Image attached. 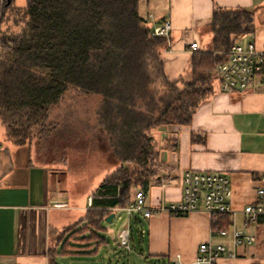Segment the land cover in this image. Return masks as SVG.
Listing matches in <instances>:
<instances>
[{
  "label": "trees",
  "instance_id": "16d2710c",
  "mask_svg": "<svg viewBox=\"0 0 264 264\" xmlns=\"http://www.w3.org/2000/svg\"><path fill=\"white\" fill-rule=\"evenodd\" d=\"M139 2L26 0L16 6L0 0V122L7 138L22 146L43 136L52 108L70 90L98 98V124L121 165L90 195L86 218L96 227L157 174L151 130L187 125L215 90L224 51L253 30L251 10L216 8L208 46L195 50L184 73L168 80L162 57L167 36L152 34ZM224 215L220 225L227 227Z\"/></svg>",
  "mask_w": 264,
  "mask_h": 264
},
{
  "label": "crops",
  "instance_id": "0c3cea01",
  "mask_svg": "<svg viewBox=\"0 0 264 264\" xmlns=\"http://www.w3.org/2000/svg\"><path fill=\"white\" fill-rule=\"evenodd\" d=\"M145 3L150 27L164 19L171 21L167 46L162 50L168 80L176 79L186 70L195 51L190 49L192 42L197 43L196 50L208 46L211 40L208 22L216 8L251 10L253 30L237 41L252 42L264 51V0H145ZM263 107L264 86L226 93L215 84L213 93L194 110L187 125L162 124L151 130L160 166L143 191L144 207L153 212L149 217L138 213L144 218L141 236L146 241L142 242V248L148 255L165 256L166 264L176 256L184 263L194 264L199 244L210 241L223 243L236 252L233 258L221 257L218 264H264V221L258 219L247 227L246 232L254 237L251 243L235 247L230 235L232 223L242 227L245 205L257 201L258 178L264 172ZM23 146L7 138L0 122V264H83L78 261L82 254L89 255L90 263L86 264H102L104 255L99 249L107 245L102 224L105 218L98 227L89 224L86 218L89 207L78 218L83 205L69 204L68 196L60 198L63 193L49 189V172L34 166L31 148L21 159ZM186 169L218 171L228 178L232 211L226 214L227 235L214 231L202 211L201 201L196 210L184 216L172 215L165 209L170 202L180 200L181 176ZM58 201L66 206L55 207L53 203ZM116 211V207L111 208L114 215ZM223 216L220 223L225 220ZM74 258L76 261L72 263L63 262Z\"/></svg>",
  "mask_w": 264,
  "mask_h": 264
},
{
  "label": "rangeland",
  "instance_id": "374dc122",
  "mask_svg": "<svg viewBox=\"0 0 264 264\" xmlns=\"http://www.w3.org/2000/svg\"><path fill=\"white\" fill-rule=\"evenodd\" d=\"M25 1L14 0V4L23 6ZM145 4V0H140L139 13L149 26ZM148 8H151L150 4ZM97 102L98 98L93 94L68 91L48 116L51 128L40 138L35 136L30 144L24 145L21 156V159L25 157L31 148L34 166L51 176L47 187L63 193L60 198L68 196L69 204L83 205L78 218L88 208L87 198L105 175L121 165L114 159L105 130L98 124L95 113ZM143 220L137 212L128 214L125 209H118L110 221H102L107 242L106 248L99 249L103 250L102 264H166L165 256L148 255L142 248V242L146 241L141 236ZM126 227L130 232L128 249L120 244L118 237L119 231ZM88 257L82 254L77 260L83 264L90 263ZM64 261L72 263L76 259Z\"/></svg>",
  "mask_w": 264,
  "mask_h": 264
},
{
  "label": "built area",
  "instance_id": "2783aa9c",
  "mask_svg": "<svg viewBox=\"0 0 264 264\" xmlns=\"http://www.w3.org/2000/svg\"><path fill=\"white\" fill-rule=\"evenodd\" d=\"M171 29V21L164 19L160 24L152 27V34L168 36ZM197 43L190 44L191 50L197 49ZM226 59L216 66L218 75L217 88L226 93L244 92L249 88H261L264 86V51L255 47L252 42L241 43L235 41L224 51ZM264 115V107L261 110ZM257 201L249 203L243 208L245 219L241 228L231 225L230 235L232 244L236 247L242 243H251L254 237L246 232L250 224L256 223L260 216H264V172L258 178ZM182 195L179 201L170 202L166 210L172 215L184 216L198 208L202 202V211L208 216L210 224L215 232L221 236L228 234L227 227L220 225L221 216L232 211L229 205L231 188L228 178L218 171H197L186 169L181 176ZM144 191L137 190L134 198L125 206L116 207L117 210L125 209L128 214L132 212L142 213L149 217L153 211L144 207ZM55 207L66 206L65 202H54ZM87 205L91 207V197L87 198ZM119 242L126 249L129 248V229L123 228L118 234ZM233 258L236 252L228 250L223 243L205 241L199 244L198 254L194 264H218L221 257ZM169 264L184 263L179 256Z\"/></svg>",
  "mask_w": 264,
  "mask_h": 264
},
{
  "label": "water",
  "instance_id": "95a60500",
  "mask_svg": "<svg viewBox=\"0 0 264 264\" xmlns=\"http://www.w3.org/2000/svg\"><path fill=\"white\" fill-rule=\"evenodd\" d=\"M113 216H114V213L111 212L109 215H107V216L105 217V221H110V220L112 219Z\"/></svg>",
  "mask_w": 264,
  "mask_h": 264
}]
</instances>
